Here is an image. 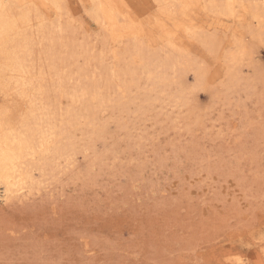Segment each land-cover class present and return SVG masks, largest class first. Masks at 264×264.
I'll use <instances>...</instances> for the list:
<instances>
[{
  "label": "rangeland",
  "instance_id": "374dc122",
  "mask_svg": "<svg viewBox=\"0 0 264 264\" xmlns=\"http://www.w3.org/2000/svg\"><path fill=\"white\" fill-rule=\"evenodd\" d=\"M42 1H31L36 10L30 19L38 13L56 24L61 18L62 32L46 55H61L75 72L66 71L73 79L64 89L95 76L105 93L102 72L113 69L118 77L111 81L112 103L92 116L90 126L81 119L84 127L78 123L68 128L71 135L61 133L51 141L64 144L61 155L47 154L46 166L32 170L33 180L18 194L0 196V264H264V37H255L253 15L238 8L233 19L220 15L222 23L195 0L188 11L194 30L217 33L220 44L212 51L176 33L171 49V37L155 25L162 14L151 0H108L121 17L140 25L135 38L100 28L90 17L91 0L59 1L63 18ZM233 33L248 55L236 53ZM38 48L30 47L28 64L38 60ZM169 52L185 70H166V80L154 84L145 77L147 65L153 70L156 58ZM181 79L182 86L174 81ZM49 81L53 113L72 106L86 112L85 100L76 109L68 96L57 100ZM59 119L47 121L58 125Z\"/></svg>",
  "mask_w": 264,
  "mask_h": 264
},
{
  "label": "bare ground",
  "instance_id": "6f19581e",
  "mask_svg": "<svg viewBox=\"0 0 264 264\" xmlns=\"http://www.w3.org/2000/svg\"><path fill=\"white\" fill-rule=\"evenodd\" d=\"M31 1L32 0H0V98L2 99V104L0 103V185L2 188L0 196L6 200H7V198L10 199L9 196L13 195V193L15 191H16V194H18L17 190H19L23 186H25V182L27 180L30 181V179H32L31 178L32 170H34V169L40 170V171L43 170V168L47 164V160H46V157L48 156L47 154L53 153V154L58 155V156L61 155L62 148L63 147L66 148L64 146V144H63V147L59 148V146L58 147H57V145L54 146L55 144L52 143V142H56L54 140L58 139L60 137L61 133L68 132L69 131L68 128H70V130H71L72 129L71 127H73L76 124L78 125V123L81 119H82V121H84V120L87 121L86 122L87 125H88V123H92V119H91L92 116L95 115L100 110H102L104 105L111 102L109 99L111 97L110 93H109V91H111V87H112L111 81L115 77H118V75L116 76V72L112 71L113 70L112 68H111L112 70L108 69L107 71L102 72V73H104V75L102 74L101 80L102 79L104 80V87L103 88L105 89V93L100 92L101 89L97 84V80H95V76L92 77V75H91L92 78H90L89 81L87 80L86 84L85 83L84 84H82V83L77 84L76 86H78V87L77 88L73 87L74 89L71 91L69 90L70 92L65 90L64 85H65L66 79L69 77L68 80L70 82L73 79L71 75H73V77H75L74 76L75 72L72 74L69 72L71 70L70 68H69L70 70H67V68H65L66 63L64 62L65 60L62 61L60 59L61 55L57 57L56 54L52 53L53 52L52 51L51 52L53 54L52 59L54 57L53 61H51L52 59L49 60L47 58L49 55H46L47 50H49L51 45L55 44V42H56L57 32H59V31L62 32V30H61L62 29L61 18L56 22V24L55 23L53 24L52 22H51L52 24L51 23L47 24L45 19L39 17L38 13L36 12L37 15L35 17L33 16L35 18V21H31L30 12L35 9V8H33L34 6L31 5ZM59 1H60V3H63V1L61 2V0H43L42 2L43 3L47 2L52 7H55L60 13L59 17H62V15H63V13L61 11V9H62L61 5L62 4L60 5ZM77 1H79V0H77ZM138 1L142 2V0H138ZM151 1H153V6L157 7V10L159 12H161L160 14H162V17H160V19H157V20L155 19L156 20L155 25L159 29V31L161 32L162 35H168V37H171V39H170L171 41L169 42V44H171L170 45L171 49H175L174 45H175V40H176V36H175L176 33H178L183 38L199 39L204 45H206L212 51L217 49V47L220 44L219 43L220 40L216 39L217 33H215V32L206 33L207 31H204V32L202 31V33H199L196 30H194V28H193L194 23L192 22L193 20L190 17L188 11H190V7H191V5L194 4L193 2L195 0H151ZM196 1H197L196 3L199 4L205 10H207V12L214 13L213 14V15H215L214 18L215 19L218 18V20L222 19V17H220V15L230 17L231 19L235 18L237 16L236 11L238 10V8H240L241 11H243V12H250L253 15V17L256 19V23H255L256 24L255 25L256 26V32H255L256 36L255 37H257L258 39H260L261 37H264V0H196ZM66 3H67V0H66ZM34 5H35V3H34ZM63 5H66V4L63 3ZM90 5L92 7L91 11H90V17H92V19L95 22H97L99 27L102 28L104 31H111V32L118 34V35L131 36V38H135V36H134V35H136L135 32L139 31L140 25L135 26L130 19H128V18L125 19L124 18L125 16L121 17L122 15L119 12H117L118 10L116 7H114L112 2H110L108 0H91ZM57 10H56V12H57ZM63 10H64V8H63ZM216 16H219V17L216 18ZM169 19H170V23H167V21L166 22L164 21V20H169ZM68 21H70L69 18H68ZM68 24H70V23H68ZM209 24L210 23H208V25ZM232 36H233L234 41H235L234 43H235V47H236L235 48L236 53L240 54V55H248L249 52H248L245 44L238 42V37L235 33H233ZM58 37H59V35H58ZM63 37H64V35L60 36L61 39ZM60 38H58V41L61 42ZM66 41H67V39H66ZM80 41L81 40H79V42ZM60 42H58L57 44L60 45L61 44ZM46 43L50 44L49 47H47L48 45ZM34 44L35 45L37 44V47H39L37 50L39 57L37 56L38 60H36V59H34L33 61L31 60L32 64H31V62H30V64H28V57L30 55V47L33 46ZM78 44H80V43H78ZM82 44H84V43H82ZM140 45L142 46V43H140ZM54 46H56V45H53V47ZM80 46H79V48H80ZM61 48H63V46ZM91 50H93V48ZM143 50H144V47H143ZM149 50H150V47H149ZM177 50H179V48H177ZM98 51H100V49ZM125 51H127V50H125ZM83 52L84 51L82 50L80 53L81 56H82ZM90 53H89V55H91ZM71 54H73V53H71ZM75 54H74V58H75ZM97 54H98V52H97ZM76 55H78V53ZM80 55H79V59H80ZM150 55H152V54H150ZM65 56H66V54H65ZM68 56H69V59L71 57H73L69 54H68ZM99 56H100V54H99ZM226 56L232 59L235 57V52H228V54ZM91 57H90L91 59L95 60V57H93V56H91ZM100 57L98 60L99 62H100ZM103 58H104V56H103ZM141 58H143V57H141ZM62 59H64V58H62ZM65 59H66V57H65ZM144 59H145V57H144ZM88 61H89V59H87V63H90ZM93 62H91V63H93ZM142 62H140V64ZM75 64H76V62L74 63V66H76ZM100 64H99V66H100ZM108 64L110 65V63H108ZM74 66H72V67H74ZM106 66H108V65L106 64ZM153 66L155 68L152 70V69H149V67L147 65L145 77L147 76L148 80L149 79L152 80L154 82V84L156 82L160 83L158 81L166 80V76H167V74L165 72L166 70H171V71L172 70L175 71L177 69L185 70L184 68L186 67V65L184 63L180 62L176 57L172 56L170 52H169V54H165L164 56L157 57L156 62H154ZM76 67H78V66H76ZM34 68H36V70ZM78 68H80V67H78ZM160 68H163V71L161 73L160 72L157 73L156 72L157 69H160ZM92 69H94V68H92ZM125 69H128V67L127 68L125 67ZM134 70H133V72H136V69H134ZM66 71L68 73H70L71 75L69 74L70 75L69 76ZM92 71H94V70H91V72ZM117 71H119V70H117ZM131 71H132V69H131ZM88 72H89V74H91L90 71H88ZM124 73H126L125 70H124ZM130 73H129V77L131 76ZM85 74H84L85 76L88 75V73H85ZM92 74L94 75V72ZM4 75H7L5 77H9V78L7 80H5V78L3 77ZM76 75H77V73H76ZM134 75H135V73L133 74V76ZM124 76H122V77H124ZM70 77L72 79H70ZM47 79L50 80L49 82H51L50 85L52 86L51 87L52 91H54V93H56V95L58 94L57 100H58V98L61 99L60 97H62V96H65L66 100L70 98L69 99V100H71L70 102H72L73 104L76 103L74 105L75 109H76V105H77L78 101L80 102V101L85 100L84 105H85V102L87 101L86 112H81V113L76 112V111L72 110L73 106H72V108H64V110H62L61 109L62 107L60 108V107H58L59 105H57L58 108H53L54 110L57 109V112L54 111V113H53L49 109V104H47L48 103L47 100L49 99L48 96H46V94L49 93L48 92L49 89L47 88V84H46ZM82 79H84L83 76H82ZM74 80H76V79H74ZM74 80H73V82H74ZM148 80H146V81H148ZM131 81H129V82H131ZM174 81H176V83L178 85L182 86L183 79L174 80ZM134 82L137 83L136 79ZM117 83H118V81H117ZM132 83L133 82H131V84ZM136 83L134 85H136ZM145 83L143 82L144 85H145ZM230 83H231V81H230ZM34 84H36V88H35V92H32L30 90V88L34 89ZM123 84H125V82ZM127 84L129 85V83H127ZM74 86H75V82H74ZM118 86L121 87V85H119V83H118ZM28 89L31 92H29ZM68 89H70V88H68ZM137 89H135V90H137ZM46 90H48L47 91L48 93H46ZM150 90H151V88H150ZM116 91H117V88H116ZM142 91H145V90H142ZM124 94H127V92ZM114 96L116 97L117 95H114ZM154 97H155V95H154ZM162 97H164V96H162ZM112 98H113V96H112ZM120 99H121V97H120ZM158 100H160V99L158 98ZM59 104H61V103L59 102ZM117 104H115V105L112 104V105L116 106ZM54 107H56V106H54ZM63 107H65V106H63ZM150 108H151V106H150ZM79 109H81V108H79ZM100 115H102V114H100ZM57 116L60 118L59 124L58 125H50V123L52 122L50 119L51 118L55 119ZM47 120H50V123ZM45 123H47V124H45ZM53 123H51V124H53ZM101 123H102V121H101ZM79 125H80V123H79ZM87 125H85V129H86ZM80 126L84 127V124L80 125ZM89 126L90 125H88V127ZM76 127H75V129H76ZM104 127H105V125H104ZM94 128H96V127H94ZM107 128H109V127H107ZM111 128H112V126H111ZM91 129L93 130V125H92ZM98 130H97V132H98ZM73 135L76 136L75 134H73ZM61 137H64V135ZM79 138H77V139H79ZM63 140H65V139H63ZM58 143H59V141H58ZM72 143H73V141H71L70 146L72 145ZM73 145H75V144H73ZM81 146L83 147V145H81ZM81 146H80V148L82 149ZM74 149H76V148H74ZM70 151L73 152L72 150H70ZM64 153H66V152H64ZM67 153L70 154L69 152H67ZM66 156L68 157V155H66ZM71 159H73V158H71ZM54 160H57V162L59 161L58 159H54ZM68 163H70V162H68ZM47 167H49V166H47ZM50 170H51V168H50ZM46 171L48 173V170H46ZM38 173H39V171H38ZM36 178H38V177H36ZM40 178H41V176H40ZM37 181H38V179H37ZM40 181H42V180H40ZM31 183H33V181ZM31 183H29V184L31 185ZM29 184L26 183L27 186ZM27 188L30 190L29 186ZM238 258H239V256H238ZM234 262H232V263L235 264Z\"/></svg>",
  "mask_w": 264,
  "mask_h": 264
}]
</instances>
